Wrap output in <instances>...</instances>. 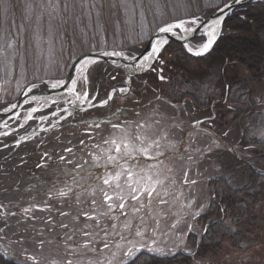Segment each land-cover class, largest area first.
Segmentation results:
<instances>
[{
    "label": "rangeland",
    "instance_id": "rangeland-1",
    "mask_svg": "<svg viewBox=\"0 0 264 264\" xmlns=\"http://www.w3.org/2000/svg\"><path fill=\"white\" fill-rule=\"evenodd\" d=\"M4 3L7 6V12H5L4 6H0V46L6 48L9 42H13L14 49H7L0 55V59L5 57L11 59L10 65L7 60L0 63V110L15 103L28 83L35 80L36 77H40L42 80L65 78L72 65V60L83 51L100 52L117 48L131 52L137 57L147 46L148 36L154 34L162 24L194 16L206 19L214 13L207 5L216 3L222 6L223 0H162V14L153 3H150V0H143L142 7H137L134 14L130 10L127 15L119 8V0H71L67 10L64 9V0H60V8L55 11L40 8L38 6L40 0H34L36 6L30 18L25 8L26 0H4ZM141 11L144 13L143 16L140 15ZM209 13L210 15L206 17L205 15ZM38 16L40 17L39 20H37ZM195 39L199 41L201 38L198 35ZM172 43L175 44L176 42L172 41L170 44ZM207 54L199 57H205ZM161 59L163 63L157 62L155 70L158 72L153 73L154 78L159 81V84L171 83L174 79L171 73L173 71L181 87L170 94V97L175 101L186 100V104L180 105L172 117L167 116V120H170L168 123H170L169 128L172 133H174L175 126L184 130L181 139L177 138L176 145L179 147L182 144V150L178 153V157L162 161L150 170L145 168L150 171L149 176H153V178L151 177L153 183L159 181V183H154L155 191H153L154 198L155 195L157 196V204L151 201L148 208L147 203H143L144 208L140 209V213L136 217L142 222L143 228L137 238H134V235L131 238H134L133 245L146 246L141 248L143 252L152 244V247L164 248L166 251L193 254L197 249L198 240L209 223L207 221L204 224L201 217L209 212L212 214L214 212V208L210 205L212 200L211 181L224 178L234 188H243L249 182L250 169L248 166L250 163L257 164L250 148L255 144L261 146L264 143V102H262L264 101V80L258 84L248 83L250 74L235 65L230 72H227V75L229 78L237 77L238 81L230 88L228 87V90H223L217 76L206 68V63H199L195 60L177 62V55L171 53L168 46L161 55ZM180 63L189 74L204 72L203 80L199 81L200 83L198 81L194 84L185 83V79L183 80L184 73L178 65ZM95 64L87 66V72L85 71L87 76ZM174 70L180 72L176 73ZM9 72L10 75L7 74ZM80 76L81 74L77 75L78 80ZM160 76H163L164 79H160ZM244 80H246V84ZM182 86L184 88L187 86V88L184 89ZM44 87L45 85L41 84L39 88ZM163 89L167 93L169 87L164 86ZM244 104H250L254 113L258 114L256 125L251 123L247 125L246 121L242 123L238 120L228 127H220L218 123L214 122L211 126L216 135L198 129V127L191 128L195 121L206 118L207 120L212 119L216 112L225 113L229 107L239 111L243 110ZM205 105L207 107L204 108ZM27 108L21 110L22 116ZM170 110L171 108L166 104L161 112L165 114ZM179 111L180 119L177 115ZM7 118V116L0 118V133H9L8 135H0V146L4 148L9 147L5 144L10 141L11 133L19 123L16 122V119H9L8 121ZM160 119L162 122L166 121V117L163 115L160 116ZM6 120L8 127H3L2 124ZM154 124L153 122L152 128L157 127ZM203 124L202 126H205ZM158 132L163 134L160 130ZM243 135L245 138L243 143L251 146L250 148L240 144ZM181 140H183L182 143ZM173 147L175 148V146ZM258 153H260V149ZM19 162L14 163L17 169ZM14 170L13 167L5 168L4 171L0 170V189H4L3 186L6 185V190H16L17 187H13L16 184L21 182L19 188L26 186L28 182L30 183L29 180L25 181L20 176L22 171L15 170L17 175L16 173L14 175ZM195 180L196 183L192 184ZM184 184L187 185L184 186ZM189 184L192 185V188ZM182 187L193 189V191L195 189L198 192L195 195L193 193L190 202L187 203L188 205L181 208ZM42 192L48 191L46 189ZM6 194L2 191L0 200L5 199ZM158 200L162 202H158ZM142 209L147 210L148 216L145 211L142 212ZM5 212L6 214L2 213L7 215V218L0 226V252L7 251L9 253L7 257L19 259L20 264L31 261V259H27L28 255L24 254L25 248L30 249L33 246L35 249H31L34 255L41 253L39 252L41 246L34 241L30 242L27 236L31 238L41 236V238L53 242H56L55 238L60 241L66 236L64 229L57 225L63 221H55L50 224L48 222L49 217L44 213H33L36 216L35 221L28 219L27 223H23L24 215L10 211L9 205ZM190 213L192 215L188 217ZM217 217L213 215L209 221L215 220ZM229 217L230 215H226L223 219H218V222L223 226L230 227ZM71 222L73 223L75 220ZM8 225L14 231V233H10L13 235H10L7 230L5 231ZM75 225H73V229L76 228ZM50 235L54 237H49ZM192 236L196 237V240H191V242L190 237L192 238ZM108 241V237L100 238L98 240L100 245L98 246L101 249L96 253L102 252L105 243L108 244ZM46 243L43 246H52L49 244L50 242ZM128 245L130 246V242L120 248L114 255L115 258L113 257L109 261V264H123L132 259H124L123 257ZM79 248V245H75L69 250L65 247L60 249L62 252H72L71 250H73L75 255H80L77 252ZM81 251L87 252V250ZM86 256L88 254H83V257ZM157 256H171V254ZM99 258L100 262L108 261L103 256ZM38 260L41 264H62L54 253H52L51 258L48 256L38 258ZM85 260L88 259L85 258ZM90 261V264H100L96 263L97 260L95 259H90ZM134 264L154 263L151 258L141 255Z\"/></svg>",
    "mask_w": 264,
    "mask_h": 264
},
{
    "label": "bare ground",
    "instance_id": "bare-ground-1",
    "mask_svg": "<svg viewBox=\"0 0 264 264\" xmlns=\"http://www.w3.org/2000/svg\"><path fill=\"white\" fill-rule=\"evenodd\" d=\"M163 52L164 51H162L161 55L163 54ZM125 65L128 64H123L119 61V63L117 62V64H112L110 67H108L105 72H100V69L94 66L92 70H89L88 78L94 82H98L100 80L105 81L102 82L104 85L107 86L105 89V93L107 94L110 92V95L111 90H113L114 88L110 87L108 81L111 80L112 76H114L116 72L121 73L124 71V73L128 74L127 77H136V79L138 78V80H140L141 82L142 79H145L150 73V70L148 69H153V67L147 68V70L136 69L134 65L129 64L127 67H125ZM98 66L103 69V66L101 64H98ZM145 71L147 72V74L143 76ZM78 74L80 73H75V75ZM116 92L120 94L125 93V91ZM162 94L164 97H166L165 92ZM23 95L24 94L22 92L21 96ZM59 95L60 93H58L57 95H52L49 98L55 99ZM60 102H63V100H61ZM49 104H51L50 101ZM67 107H69V105H67ZM10 114L12 115V113ZM168 122L169 121H164L160 123V132L163 134H156L155 136L156 138L154 140L159 141V149L155 147L151 149L153 153H155L156 151L163 152L162 156H166L168 151L175 149L173 146L177 145V135L180 134V131L177 129V131L175 130V132L172 133L169 128L170 123ZM208 122L209 120H207V123ZM97 124H99L100 127L97 128ZM113 124L120 125L119 120H98L92 123V126L87 125L79 128L77 127L74 133L75 136L71 133L69 134L70 128H66L61 132L59 131L53 134L45 133L44 135H41V132L37 131L35 133L24 132L19 135V140H21V137H27V139L21 141L31 146V151L29 152L28 157L25 158V161L28 165L26 164L25 168L21 169V171L30 170V172L27 173V178H25V181H31V175L35 177L36 174V176H38L39 174L40 178H37V184L35 186H31V190L27 191L26 196L18 195L15 189H11V193H7L5 199H1L2 202H0V205H4L3 209L6 210L8 209V207H6V205L8 204L10 205V211L19 212L20 214H23V217H25L27 220L32 219V221H35L36 217L33 213L38 214L42 212V214L44 213L46 216H50V222L54 223L55 221H63V223H59L57 225L63 228L66 233V236L63 240L57 241V238H55L56 242H53L51 240H45V238H41V236H35L33 238L27 236L30 242L34 241L38 245H40L41 240L44 241L43 245H45L46 241V244L50 242L49 244L52 245H49L50 247H39V252L41 253H38L37 255H34V253L32 252V249H35L33 246H31L32 249H24V254L35 257V261H33L34 264H40L38 258L48 256H50L51 258L52 253L55 254V257L62 264H67L69 260H71L72 264H90V259L97 260L95 261L96 263L98 262L100 264H109V261L120 250L121 247H124L129 242L130 246L128 245V248L133 247V239L139 236L137 235V233H140L141 229L143 228L142 222L137 220L136 218L137 215L140 213V209L143 207V203H147L148 208L151 205V201L156 203L157 196L155 195L154 198L153 192L152 195L149 197L147 192L142 191L143 184L141 182H143L144 180H142V178L140 179L139 177L146 176L144 173V171H146L145 167H149L150 165L145 166V164L142 162L140 164L142 170H140V174L139 167L136 165V163H129L130 160H128V163L125 167L130 168L133 171V179L129 181L128 178H125L126 175L124 174L125 176L123 175L124 178H122L123 182L120 183L113 181L112 183H109L106 187L102 186L103 173H101V169H110L112 170L113 174H116L118 171V168H112V165H104V160L109 154L117 155V153L115 152V147L111 143L112 140H116L117 143H120L123 151L124 142L130 141L137 147L141 146L140 142H137V140L134 138V136L137 134L141 136L144 134V137H147V141H145L146 143L144 144L153 141V138L149 136L152 133L151 129H146V126L143 123L137 126H133L131 122H125L124 124L120 125V128L117 129H113ZM140 125H143V127H140ZM105 141H109V143H105ZM2 148L3 149H0V151H3L4 155L0 154V170L4 171L5 168L11 167L17 170L16 164L14 163L18 161H16L15 158L19 156V153L21 154L24 149L16 147L13 142L11 143V147ZM66 149H71V152L66 151ZM109 149H111L110 152ZM45 153H47V156H45ZM26 154L27 153H25V155ZM61 156L65 157V159L61 160ZM94 156L101 157L99 162L94 161ZM138 158L139 155L136 156V160ZM151 166L154 168V166L157 165L156 163H153ZM252 168L255 171L258 170L256 167ZM15 170L14 175L16 173ZM151 177L153 178V176ZM91 181L93 182V184H91ZM20 183L16 184L13 187H18ZM117 184H119V188H117ZM185 185L187 184H184V186ZM9 186L12 185L9 184ZM189 186H191L192 188L191 184H189ZM3 187L4 189H7L6 185H4ZM19 188L21 189V187ZM132 188L141 189V191L133 192ZM4 189L2 188L0 190L3 191ZM46 189H54L56 191L69 192L72 194V196L70 198H51V196H40V193ZM181 191L183 194V201L181 202L182 208V206L184 207L188 205L187 203L188 201L190 202V197L193 196V193L195 195V193H197L198 191L195 189L193 191V189L191 190L190 188L187 189L185 187H182ZM106 195L111 196L112 200H106ZM133 195H136L138 199L133 200ZM121 197H123V199H121ZM17 198L19 203H16ZM46 202L50 203V205H46ZM158 202L162 201L158 200ZM120 203L125 204L124 209L119 208ZM109 204L113 205L111 209L109 208ZM27 205H40V207L33 208L32 213H28L27 215H25L23 210L27 208ZM144 211L145 210L142 209V212ZM146 211L145 214L148 216V212ZM2 212L3 210L0 208V219L5 220V218H7V215H5L6 212H4L5 214H3ZM60 213H67V215L59 216L61 215ZM85 213H87L88 216L94 218L89 219L84 215ZM191 215V213L188 214V217H191ZM22 220L24 221L23 223H27V220ZM72 220H75V222L72 223ZM64 224L68 225V227H62V225ZM74 224H76L75 229H73ZM0 226H2V222ZM6 230L9 232V234L14 233L10 225H8L5 231ZM84 232H88L90 233V235L85 236L83 234ZM105 233H107V235H105ZM133 235L134 238L132 239L131 237H133ZM69 236H72L73 238L69 240ZM49 237L54 236L50 235ZM104 237L109 238L108 247L103 248L102 252L96 253L101 249L98 246L100 245V243H98V240ZM85 241H90L87 247L83 246ZM75 245L80 246L77 251L78 253H80V255H75V252H73V250H71L72 252H62V249H60L61 247H65L69 250L72 246ZM96 247H98V249H96ZM150 247H152V244L150 245ZM81 250H87V252L85 251L83 253ZM88 251H90L91 253ZM126 252H124V256L122 255L124 259L127 258L125 256ZM83 254H88V256L83 257ZM141 255H146L147 257H154L153 253H150L147 250H145L144 252L140 251L136 255V257L132 258L127 264H134L141 257ZM101 256L105 257L108 261L100 262L101 260L98 259H100L99 257ZM85 258H87L88 260H85Z\"/></svg>",
    "mask_w": 264,
    "mask_h": 264
},
{
    "label": "trees",
    "instance_id": "trees-1",
    "mask_svg": "<svg viewBox=\"0 0 264 264\" xmlns=\"http://www.w3.org/2000/svg\"><path fill=\"white\" fill-rule=\"evenodd\" d=\"M209 15L210 13L205 16ZM241 17L244 18L241 19ZM168 49L177 55V62L195 60L199 63H206V68L217 76L223 90H228V87L230 88L238 81L237 77L229 78L227 75V72H230L235 65L250 74L248 83L258 84L264 80V1L236 8L225 20L223 31L207 56L195 58L176 43L170 44ZM178 65L184 73L185 83L194 84L196 81L203 80L204 72L189 74L187 70H184L182 63ZM171 73L174 79L171 83H161L163 86L152 73L147 76L155 88L164 92L163 87H169L166 93V98L169 100H172L170 94L181 87L174 72ZM244 81L246 84V80ZM186 88L187 86L184 89ZM183 100L172 101L181 103ZM242 109L239 111L229 107L225 113L216 112L207 123L208 127L214 130L211 126L214 122L220 127H228L238 120L242 123L246 121L247 125L250 123L256 125L258 114L254 113L252 106L244 104ZM244 141L243 135L240 144L250 148L251 146L244 144ZM252 148L250 149L253 157L259 165L250 163L248 166L250 169L249 182L245 187L229 186L224 178L211 181L210 205L214 208V212L201 217L204 224L207 221L209 223L198 240L195 252L149 257L154 264H264V143L261 146L255 144ZM259 149L260 153H258ZM252 167L258 170L255 171ZM221 209H228V211ZM213 215L218 216L217 219L209 221ZM226 215H230V227L218 222V219H223ZM191 240L195 241L196 237H190ZM13 261L19 262V259L7 261L0 256V264H16Z\"/></svg>",
    "mask_w": 264,
    "mask_h": 264
},
{
    "label": "snow or ice",
    "instance_id": "snow-or-ice-1",
    "mask_svg": "<svg viewBox=\"0 0 264 264\" xmlns=\"http://www.w3.org/2000/svg\"><path fill=\"white\" fill-rule=\"evenodd\" d=\"M71 0H64V9L67 10L69 7V3ZM143 0H119V8L127 15L129 11L134 14L137 7H142ZM150 3H153L158 11L162 10V0H150ZM242 3V0H223L222 6L216 3H209L207 7H210L214 12L218 13L214 18L211 20H204L203 18L199 16L189 17L185 19H180L175 22L170 23H164L161 26L157 28V31L154 34H150L148 36L151 50L146 54L142 56V59H140L134 67L136 69H146V68H152L153 64L157 61L159 63H163V60L161 59V53L165 50V47L169 44L170 37H175L181 41H183V47L187 50L188 53L192 54L193 56L199 57L207 54L210 50L213 49V46L216 44L218 38L220 37L222 31L224 22L227 18H229L232 14L233 7L235 5H239ZM0 6H4L5 12H7V6L4 3V0H0ZM36 5L34 4V0H26L25 8L28 13V16L30 18L34 7ZM42 9H52L53 11L58 10L60 8V0H40V3L38 5ZM75 6V5H73ZM93 6H95L93 4ZM162 14V11H161ZM51 15V13H49ZM141 16L144 15V13L141 11ZM244 17H241L243 19ZM40 17H37V20H39ZM200 36V40L197 41L195 38L196 36ZM7 49H14V43L9 42L4 48L3 46H0V55H2L3 51H6ZM100 57H108V58H116V59H122V60H136V56L131 52H125L124 50H118L117 48H113L112 50H104L100 52H95L92 50L89 51H83L79 55L76 56L75 59L72 60V71L75 73H80L81 76L79 80L73 76H68L65 78H50L49 80H42L40 77H36L35 80L30 81L27 85L26 91L23 92L25 96V100L23 101L24 104L28 105L33 102L37 103L38 106L36 107H29L25 109V114H22L20 112H15L14 110L17 109L20 105L17 103H13L10 105V107L4 108L3 112L5 114L12 113L8 118L9 119H23L24 122L32 121L35 119L34 114L37 112H40L44 107L49 106V101L52 105H58L61 100L72 109V111L69 110V108H57V111L52 112L53 116H58L59 113L62 111L65 113V115H59V120H64L68 117H71L73 115V111L77 110L78 106H83L85 103H88L89 106H94L91 104V101L89 99V93L86 90L78 91V84L81 88H83V85L87 82L88 76L85 74V70L88 65L95 64ZM5 60H7L8 64H11V59L5 57L4 59H0V63H4ZM116 61L114 60L113 63ZM128 65H125L127 67ZM162 71V70H161ZM7 74H11L10 72ZM160 79H164L163 76L160 77ZM41 84H44L46 87H50L52 90H59L63 89V93H61L59 96H57L55 99L49 98V97H40L36 95H30L33 93L34 89H38ZM113 93H115L117 90L113 89ZM120 92H124L125 89H120ZM112 96L109 95L108 100H111ZM108 100L102 101L103 104H107ZM264 102V101H262ZM82 110V109H81ZM40 120H45L46 117L41 115L39 117ZM59 120H57L56 123H59ZM3 127H8L7 121L3 122ZM23 127V124L20 125ZM56 125L53 124L52 127H55ZM96 127H100L99 124L96 125ZM113 129L120 128V125L113 124ZM140 127H143V125H140ZM48 129L42 128L41 131H47ZM35 133V130H34ZM8 132H2L0 135H8ZM227 135V133H225ZM27 139V137H21V140ZM138 140L141 141V146L137 147L135 144H132L129 142L123 143V151L121 148V144L117 143L116 140H112L111 143L115 147V152L117 155H111L109 154L106 159L104 160V165H112L113 167L121 169V172H124L127 174V178L129 181L133 179V171L130 168L125 167L128 163V160H132L133 162L137 163L136 156H142L147 160H157L159 156L163 155V152L156 151L153 153L151 149L153 147L159 149V141L153 140L146 145L144 144V141L137 137ZM19 143V142H18ZM105 143H109V141H105ZM66 151L71 152V149H66ZM111 149H109V152ZM45 156H47V153H45ZM61 160H64L65 157L61 156ZM94 161L99 162L101 157L94 156ZM139 166V165H138ZM152 166H149V170ZM121 172H117L115 175V179L119 180ZM187 175V174H185ZM142 179L145 181L144 186L142 188L143 192H147L149 197L152 195V192L155 191L154 183H159V181L152 182L151 176H144ZM187 183V181H185ZM103 183L105 185H108L110 183L109 179H104ZM195 183V181H193ZM226 183L231 186V183L226 180ZM117 188H119V184L116 185ZM133 192L141 191V189L132 188ZM59 195L61 197L65 196L66 193L63 191L59 192ZM123 199V197H121ZM133 200L138 199L136 195L132 196ZM106 200L111 201L112 197L106 195ZM94 203V202H93ZM4 205H0V208H3ZM40 205H32L29 208H25L23 212L25 215L30 213L33 208H39ZM113 205L109 204V208L111 209ZM125 204L120 203L119 208L124 209ZM222 211H228V209H221ZM12 215H15V213H12ZM61 215H67V213H61ZM89 219H93L94 217L88 216L87 213L84 214ZM175 226V225H174ZM62 227H68V225L64 224ZM85 236H89L90 233L84 232ZM107 235V233H105ZM137 235H140L138 232ZM73 237L69 236L68 239L71 240ZM90 241H85L84 247H87ZM155 243V241H153ZM44 244V241H40V246L42 247ZM105 248L108 247V244L105 243ZM146 247L144 245H141L139 247L133 245V247L128 248L127 252L125 253V256L128 258H134L136 255L141 251V248ZM147 251L150 253L156 254V255H175L176 253L174 251H166L164 248L160 247H147ZM3 255H9L7 251L0 252V256ZM27 259H31L35 261V257L29 256ZM67 264H72L71 260L67 262ZM125 264H127V261H125Z\"/></svg>",
    "mask_w": 264,
    "mask_h": 264
},
{
    "label": "flooded vegetation",
    "instance_id": "flooded-vegetation-1",
    "mask_svg": "<svg viewBox=\"0 0 264 264\" xmlns=\"http://www.w3.org/2000/svg\"><path fill=\"white\" fill-rule=\"evenodd\" d=\"M154 71H155V69H154ZM102 82H105V81H101V80L98 82H94L92 80L87 81L83 85V88H81L80 86L78 87V91H83V90L88 91L91 104L92 105L98 104L102 101L107 100L109 97V93H110V92L107 94L105 93V89L107 86L104 85ZM108 82H109V85L111 88H116V87L122 88V84H124V83H121V80L119 78V75L117 76V73H115V75L112 76L111 80ZM148 86L149 85L146 81L142 80L140 82V80L137 79V81H135V82L133 81L132 88L129 92L123 93V94L115 92L112 96V99L110 101H108L107 104L103 105L102 107L90 108L84 112H78L77 110L88 107L89 104L85 103L83 106H78L77 110L73 111V115L71 117L64 119V120H59V115H65L64 112L61 111L58 116H53L52 112L57 111V108L63 109V108H69V107H67V105L64 102H59L58 105L49 104L48 107H44L40 112L35 113L34 114L35 119L32 121H28L25 123L22 118L19 120L16 119V122H19V123L13 129V132L11 133L12 135H11L10 141L5 145L10 146V144L12 142L13 143L18 142L19 141L18 138H19V135L21 133H24V132L33 133L34 130H35V132L39 131V132H41V135H44L45 133L53 134V133H56L59 131L61 132V131L65 130L66 128H70L69 134L71 133L74 135L77 127L79 128V127H83V126H87V125L92 126V123H94L98 120H101V121H103V120L104 121L119 120L120 125L124 124L125 122H131V124L133 126H137V125L143 123L146 126V129L147 128H148V130L151 129L152 133L149 136L152 137L154 140L156 138L155 137L156 134H160L158 132V130H160V128H159L160 123H161L160 116L162 115V113H161L159 107H157L155 105L151 106L152 102H155L159 98V97L158 98L154 97L153 100H150L151 94H159V93L149 91ZM108 89H109V87H108ZM38 90H40V89L39 88L35 89V90H33V92L38 91ZM36 106H38V104L33 102L32 105L28 104V105L23 106L19 112H22L21 110H24V108L36 107ZM69 110L72 111L71 108H69ZM41 115L46 117V119L43 121L40 120L39 117ZM7 120L9 121V118H7ZM57 120H59V123H56ZM153 122L155 123L154 125H156L157 127L152 128ZM21 124H23V127L20 126ZM53 124H55L56 126L52 127ZM42 128L48 129V130L47 131H41ZM144 136H145L144 134L142 136L137 134L134 136V138L137 140V142H140V144H141V141L138 140L137 137H140L144 141V143H146L145 141H147V137H144ZM182 141L183 140H181V143H182ZM25 145H26V147H25ZM2 147L3 146H0V148H2ZM16 147L24 149V151H22L21 154L19 153V156H17L15 158L16 161H20L18 163V169L17 170L21 171V169L25 168V166L27 164L25 161V158L28 157L29 152L31 151V146L23 143V141H20L18 143V145H16ZM181 150H182V144L179 147H177L175 145L174 150L168 151L166 156L165 155L159 156L157 160H147L144 157L139 156V158L136 160V161H138L139 166L137 165V163H136V165L139 167L140 174L142 171L140 164L142 162L145 164V166H147V165H152L153 163L160 162V161L168 159V158H175V157L179 156L178 153H180ZM1 152H0V154L4 155V153H1ZM25 153H27V154L25 155ZM131 161L132 160H130L129 163L135 164V162H131ZM112 168H116V167H112ZM101 170H102L101 173H103L102 174V176H103L102 186L103 187L107 186L103 183L104 179H109L110 183H112L113 181L121 183V182H123L122 178H124L123 177L124 174L126 175V176L124 175L125 178H127V174L124 172H121V169H119V168L117 171V172H121L119 180L115 179L116 174H113L112 170H110V169H101ZM145 170H146V171H144L145 175L149 176L150 171L148 169H145ZM29 172H30V170H22L20 176L23 179H25V178H27V173H29ZM111 173H112V175H111ZM36 175H35V177H33V175H31L32 179H31L30 183H28L26 186H24V187L20 186L21 189H19L18 187L16 188L18 195L26 196L27 191L31 190V186H35L37 184V182H38L37 178L38 177L40 178V175L39 174H38V176H36ZM139 177H140V179L142 178L141 176H139ZM141 183L143 184L142 186H144L145 181H143ZM91 184H93L92 181H91ZM3 191L6 193H11L10 192L11 190L4 189ZM47 191L48 192H46V193L41 192L40 196H46L47 197L48 195L50 196V194H51V198H61V196L59 195L60 191H56L54 189H47ZM65 193H66V195L63 196L64 198H70L72 196V194L69 192H65ZM1 194H2V190H0V195ZM33 195H36V194H33ZM0 202H2V201L0 200ZM16 203H19L18 198H17ZM16 203H14V204H16ZM46 205H50V203L46 202ZM6 206L8 207V204ZM26 207L29 208L30 206L27 205ZM75 207H77V206H75ZM2 210H3V212L6 211L3 208H2ZM30 213H32V211ZM40 213H42V212H40ZM60 216H63V215H60ZM23 219L27 220L25 217H23ZM48 219H49L48 222H50L51 218H48ZM76 222H78V221H76ZM51 223L52 222H50V224Z\"/></svg>",
    "mask_w": 264,
    "mask_h": 264
},
{
    "label": "water",
    "instance_id": "water-1",
    "mask_svg": "<svg viewBox=\"0 0 264 264\" xmlns=\"http://www.w3.org/2000/svg\"><path fill=\"white\" fill-rule=\"evenodd\" d=\"M264 0H242V3L239 5H235L233 7L232 12L237 8V7H241L243 5H252L258 2H262ZM216 15H218V13L214 12L212 15H210L208 18L204 19V20H211L212 18H214ZM198 36V35H197ZM169 41H174L176 43L182 44L183 45V41L175 38V37H170ZM151 50V46H150V42H148L147 46L145 47V49L143 50V52L136 57V60H122V59H116V58H108V57H100L99 59L102 60H106V61H110V60H116V61H120L121 63H125V64H130V65H135L140 59H142L143 55H146L149 51ZM68 76H73L75 77V72L72 71V67L67 75ZM62 91H64L63 89H59V92L61 93ZM22 102V98H20V100L18 101L17 104L21 105Z\"/></svg>",
    "mask_w": 264,
    "mask_h": 264
}]
</instances>
